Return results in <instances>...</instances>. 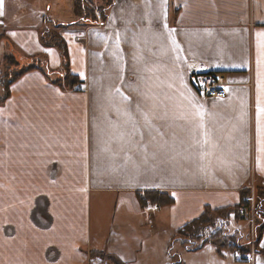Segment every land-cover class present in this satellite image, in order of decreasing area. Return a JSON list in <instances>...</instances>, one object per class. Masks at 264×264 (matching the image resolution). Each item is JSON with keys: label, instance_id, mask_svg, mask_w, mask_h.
I'll return each mask as SVG.
<instances>
[{"label": "crops", "instance_id": "1", "mask_svg": "<svg viewBox=\"0 0 264 264\" xmlns=\"http://www.w3.org/2000/svg\"><path fill=\"white\" fill-rule=\"evenodd\" d=\"M104 7L100 24L56 20L80 87L34 67L1 98L0 264H111L99 252L126 264H264V225L252 261L225 242L187 248L178 237L205 207L236 204L251 180L264 188V0ZM37 10L3 0L0 57L40 54L54 71L59 52L40 42ZM195 71L221 73L225 94L201 97ZM205 245L210 261L182 262Z\"/></svg>", "mask_w": 264, "mask_h": 264}, {"label": "trees", "instance_id": "2", "mask_svg": "<svg viewBox=\"0 0 264 264\" xmlns=\"http://www.w3.org/2000/svg\"><path fill=\"white\" fill-rule=\"evenodd\" d=\"M107 1V0H106ZM111 3V0H108L106 2V6ZM77 10L79 11V5L77 6ZM104 11L105 7H102V10L100 11V16L104 18ZM87 13L89 14V17H85L84 22L87 23H93L95 20V15L94 12L91 11V9H88ZM39 35V40L43 45L47 46H55L59 52L60 56V66L57 70H51L48 67H46V62L43 59L42 55L40 54H34L31 56L26 57L27 63H25L22 66V69H18L16 72L11 71L10 76L8 79L5 81V84L3 85V93L1 98L3 99L7 95V84L10 80L14 79L16 76H18L21 72H23L26 69L34 68V67H42L44 70H46L48 73H56L58 77L55 79L56 83H59L61 86H72L75 83H78V79L69 72V66H68V53H67V46L65 44V41L63 38L59 35L57 32H48V30L45 31V29H39L38 32ZM0 37H4V35L0 34ZM10 55L13 60L16 62L14 59L13 55ZM17 65V64H16ZM1 85V84H0ZM76 86L78 84H75ZM1 88V86H0ZM0 98V101H1ZM249 189H241L240 191V197L239 201L232 205V206H225V207H217V208H209L205 207L203 212L197 216L196 218H193L190 221H187L184 223L180 228H178V235L182 234V236L185 238L182 243L185 242L190 245L188 248H193L197 247L199 245H191L189 242H193L196 240H200L201 242L209 239L211 241L219 239L223 240L222 243L217 242V245H224L225 243H228L229 246L233 249L234 247H238L242 251L247 249L248 246L246 244H242L240 241L234 240L232 237L233 233H236V238L240 240L239 238V231L238 229L237 232L232 231V233H229L230 235H226V233L223 230V227H219L220 225V220L226 222V219L229 218V216H233L234 218L239 219L240 214H239V208L242 206L246 209H248L250 200L248 199L249 197ZM253 205H254V211H255V220H254V245L255 249L257 250V244L260 238L261 230L264 225V188L263 187H255V196H253ZM145 201H151V202H160V198L157 196V193L152 192L148 193L146 197H144ZM221 228V231L220 229ZM186 233H181L184 231ZM213 233H209L210 231ZM209 231V232H208ZM216 232V233H214ZM208 233V234H205ZM228 234V233H227ZM232 240V241H231ZM201 244V243H200ZM103 259L108 260L111 264H126L123 262L120 258L117 256L110 254L108 252H99L98 253ZM171 264H179V262H173Z\"/></svg>", "mask_w": 264, "mask_h": 264}, {"label": "rangeland", "instance_id": "3", "mask_svg": "<svg viewBox=\"0 0 264 264\" xmlns=\"http://www.w3.org/2000/svg\"><path fill=\"white\" fill-rule=\"evenodd\" d=\"M32 1V6L37 8V11L45 13L43 16V25L41 26V29L48 30V32H57L58 33V24L59 22L56 21L58 19L60 20H67L70 18L71 22L76 21H86L84 20L85 17H89V14L87 13L88 9H91V11L94 12L95 15V20L93 24H100L103 21V18L100 16V11L102 10V7L106 6V0H31ZM23 4V3H22ZM79 5V11L77 10V7ZM45 7H49V12H47ZM46 10V11H45ZM22 13L24 14V9H21ZM53 13L59 14L56 18H54ZM53 17V19H52ZM58 18V19H57ZM99 21V22H98ZM20 24V23H19ZM60 24L65 25L64 21H60ZM2 34V33H1ZM9 46V44L7 45ZM9 54V51L5 50L3 52L2 56L0 57V98L3 93V85L5 84V81L8 79L10 76L11 71L16 72L19 69H22V66L27 63V60L25 57L19 58L16 62L13 60V58ZM17 64V65H16ZM21 66V67H20ZM80 85V84H79ZM250 184V186H248ZM252 184V185H251ZM255 185L254 182L251 180L244 188L249 189V197L252 195L255 196ZM250 200V199H249ZM254 200V198H253ZM250 206L253 207V216L255 218V211H254V205L253 201L250 202ZM249 206V208H250ZM246 215L249 216L250 210L245 212H240V218H234L233 216H229V218L226 219V226L223 228L222 231L226 233V235H230L231 231L237 232L236 229L242 231L241 235L239 234V238L241 240H238L236 238V233H233L232 237L236 241H240L242 244H246V246H251V236L253 235L252 233V226H251V220L246 218ZM255 220V219H254ZM221 221V220H220ZM223 226L222 223H220L219 227ZM221 231V228H219ZM210 231V230H209ZM208 231V232H209ZM255 233V229L253 230ZM181 233H186L185 230L182 231ZM213 233V232H209ZM216 233V232H214ZM228 233V234H227ZM208 234V233H205ZM180 241H175V243L180 242V244L183 242L185 239L182 234H179ZM179 239V238H178ZM207 239L206 241H208ZM214 240V242L221 243L223 242L222 239ZM232 241V240H231ZM191 245H200L201 239L196 240V241H191L189 242ZM239 243V242H238ZM185 246L188 248L190 247L189 244L186 243V240L184 243ZM181 244V245H182ZM213 248L211 246L205 245L202 250L196 251V252H190L186 249L183 250L181 253V260L182 262L186 261H195V262H205V261H210L212 256H216V254L212 250ZM230 252H232V248L230 249ZM255 254V253H254ZM254 259V258H253Z\"/></svg>", "mask_w": 264, "mask_h": 264}, {"label": "built area", "instance_id": "4", "mask_svg": "<svg viewBox=\"0 0 264 264\" xmlns=\"http://www.w3.org/2000/svg\"><path fill=\"white\" fill-rule=\"evenodd\" d=\"M190 77H191L193 86L197 90L198 94L203 98L209 97V96H223L225 94V80L221 73L195 71L191 74ZM80 86L81 85H77V87H80ZM248 186H250V184ZM248 199H250V202H252L253 201L252 195L248 197ZM142 207L145 211L146 216L148 218H151L153 215V211L157 208V204L146 201L142 204ZM249 210H250L251 215L249 216L246 215V218L247 219L249 218L252 223L251 226H252L253 235L251 236V246H248V248L243 251L239 249L238 247H234L232 249V255L235 260L252 261L254 258V253L256 252L255 245H254V232H253L254 230L253 207L250 206V208L248 207V209H246L241 206L239 208V214L240 212H243V211L247 212ZM220 223H222L223 228L226 226V222L221 220Z\"/></svg>", "mask_w": 264, "mask_h": 264}, {"label": "snow or ice", "instance_id": "5", "mask_svg": "<svg viewBox=\"0 0 264 264\" xmlns=\"http://www.w3.org/2000/svg\"><path fill=\"white\" fill-rule=\"evenodd\" d=\"M2 6H3V0H0V16H2L4 13L2 11ZM264 117V107L260 106V99L258 97V102H257V125H258V132H260V125H261V118ZM264 150V148H262Z\"/></svg>", "mask_w": 264, "mask_h": 264}]
</instances>
